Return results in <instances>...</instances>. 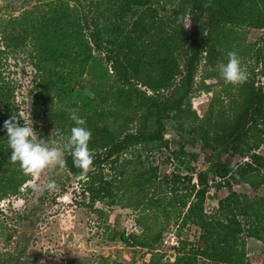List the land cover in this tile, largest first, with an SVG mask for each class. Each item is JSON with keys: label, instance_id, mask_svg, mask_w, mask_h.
<instances>
[{"label": "trees", "instance_id": "trees-1", "mask_svg": "<svg viewBox=\"0 0 264 264\" xmlns=\"http://www.w3.org/2000/svg\"><path fill=\"white\" fill-rule=\"evenodd\" d=\"M154 1L100 0L101 9L89 19L67 2L49 1L46 9L34 7L1 24L10 31H1L0 38L6 47L26 53L38 72L33 110L48 118L61 147L74 126L69 118L71 110L77 109L86 120L92 132L89 149L94 156L87 180L81 179L82 169L74 165L67 149L63 167L82 180L81 188L91 206L127 201L135 206L126 208L144 203L154 208V223L142 235L119 236L126 245L155 250L161 238V232L156 231L159 210L167 216V209L174 208L179 196L168 203L149 198L158 180L157 168L134 165L129 170L136 163L123 160L118 164L120 155L138 146L142 150L167 147L164 135L168 122L173 123L177 134H194L204 151L218 155L228 152L230 159L222 161L219 157L198 174L199 188L193 187L198 195L195 202L179 199L181 210H185L180 212L181 225L192 223L200 228L203 248H180L173 263L159 257L148 264H198L199 257L214 264H244V254L238 248L243 233L240 219L249 224L250 235L264 243V198H250L232 186L246 184L255 189L264 184V158L254 153L258 146L254 138H264V87L246 78L227 94L226 102L215 96L202 117L192 109L191 97L200 65L205 73L200 89L209 92L204 81L215 77L211 70L223 55H244L238 29H264V0H181L164 16L159 15ZM187 17L191 32L185 28ZM93 52L104 54L113 81H107L104 66ZM255 53L264 67L261 49ZM84 77L93 82V98L78 87ZM163 92L168 95H161ZM14 93V86L0 71V201L7 192L17 194L30 179V174L11 161L3 129L5 120L17 116ZM234 157L250 160L233 166ZM104 163L118 170V180L103 177L100 167ZM184 180L191 182L187 177ZM184 180L173 174L166 184ZM210 181L217 189L226 188L228 195L218 202V216L207 219L204 202ZM172 192L177 195L178 190Z\"/></svg>", "mask_w": 264, "mask_h": 264}, {"label": "rangeland", "instance_id": "rangeland-1", "mask_svg": "<svg viewBox=\"0 0 264 264\" xmlns=\"http://www.w3.org/2000/svg\"><path fill=\"white\" fill-rule=\"evenodd\" d=\"M60 0H0V32H9L10 28H4L7 20L21 16L25 11L34 7L47 8V2ZM77 9L83 18H91L97 14L100 0H61ZM154 7L160 16H164L176 9L181 0H155ZM101 8H99L100 10ZM185 28L193 31L190 20H185ZM90 29L85 32L88 34ZM238 36L242 43L238 55L242 70L246 72V78H253L255 83L264 87V67L261 58L255 53L261 49L264 55V29L240 28ZM10 47V46H9ZM0 71L6 81L14 86V103L17 109L19 124L32 123L37 138L48 140L53 147L60 146L55 139L57 135L51 128V123L43 114L36 115L33 110L32 98L34 88L39 78L34 65L26 53L8 48L0 38ZM250 50V51H248ZM244 51V52H243ZM92 55L102 62L105 78L108 82L114 80V74L110 65L106 62L104 54L93 52ZM228 54H224L211 70L214 78L204 81L210 87L207 90L200 89L205 73L202 65L195 78V91L191 97L192 109L199 117H202L210 102L215 96H220L222 102L227 101V94L234 91L235 85L225 82L221 76V65L227 62ZM182 64L183 60L180 57ZM82 87L84 94L93 98V82L90 78L79 79L78 87ZM144 90V88H141ZM151 95L150 92H147ZM161 95H168L163 92ZM167 147L153 146L150 150H142V147L131 148L120 155L118 164L123 160H132V168L149 169L157 168L158 180L150 189L149 198L161 199L168 203L175 196H179L174 208L167 209L168 215L159 210L156 231L161 232L160 241L155 250L137 248L126 245L120 241L119 236H140L144 229L154 223V208L144 203L137 208H126L132 205L123 201L115 206L108 202H99L91 206L88 194L81 188L82 180L72 177L63 166L50 167L39 176L30 174V179L23 184L18 193L9 192L0 201V264H148L159 257L163 262L173 263L178 249L203 248L201 230L192 223L181 225V203L179 199L188 201L189 204L198 198V174L207 170L210 165L221 158L222 161L230 159L228 152L221 155L204 151L201 142L194 134H177L172 122H168L164 135ZM254 153L264 158V138L258 141ZM61 147V146H60ZM233 166L242 162H249V158H231ZM139 161V163H137ZM142 164V165H141ZM135 165V166H134ZM104 178L119 179L118 170L110 164L104 163L101 167ZM173 174L191 180L181 183L166 184L170 182ZM169 180V181H166ZM54 180L57 189L45 191L40 194L37 186L43 187L48 181ZM205 194L204 214L207 219L218 216V202L228 195L226 188L217 189L210 181ZM233 190L247 194L250 198H264V184L252 188L246 184L233 185ZM178 190L177 195L172 190ZM243 225V233L238 240V248L244 254V264H263L264 243L250 235L249 224L240 219ZM198 264H214L203 258H198Z\"/></svg>", "mask_w": 264, "mask_h": 264}, {"label": "clouds", "instance_id": "clouds-1", "mask_svg": "<svg viewBox=\"0 0 264 264\" xmlns=\"http://www.w3.org/2000/svg\"><path fill=\"white\" fill-rule=\"evenodd\" d=\"M221 76L225 82L238 85L246 80V72L242 70L241 61L235 52H229L227 62L221 65ZM74 126L66 138L63 147H53L48 140L38 139L32 123H18L17 116L12 115L3 123L6 130L8 147L11 149V161L17 163L28 174L39 176L50 167L64 166L65 149L71 152L73 163L82 169L81 179L87 180V172L93 166L94 156L89 149L92 132L87 127L86 120L78 115L77 109H72L70 117ZM54 180L48 181L43 187L37 186V191L43 194L46 190L57 189Z\"/></svg>", "mask_w": 264, "mask_h": 264}]
</instances>
